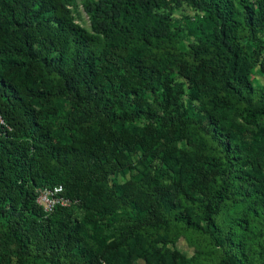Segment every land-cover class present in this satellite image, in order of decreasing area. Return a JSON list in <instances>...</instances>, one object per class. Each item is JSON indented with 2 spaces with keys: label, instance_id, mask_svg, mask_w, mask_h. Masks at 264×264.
<instances>
[{
  "label": "trees",
  "instance_id": "obj_1",
  "mask_svg": "<svg viewBox=\"0 0 264 264\" xmlns=\"http://www.w3.org/2000/svg\"><path fill=\"white\" fill-rule=\"evenodd\" d=\"M80 4L0 0V264H264V0Z\"/></svg>",
  "mask_w": 264,
  "mask_h": 264
},
{
  "label": "built area",
  "instance_id": "obj_2",
  "mask_svg": "<svg viewBox=\"0 0 264 264\" xmlns=\"http://www.w3.org/2000/svg\"><path fill=\"white\" fill-rule=\"evenodd\" d=\"M0 122L3 123L1 116ZM36 202L47 215L52 214L59 206L68 207L71 205V201L64 196V189L62 186L38 191Z\"/></svg>",
  "mask_w": 264,
  "mask_h": 264
},
{
  "label": "rangeland",
  "instance_id": "obj_3",
  "mask_svg": "<svg viewBox=\"0 0 264 264\" xmlns=\"http://www.w3.org/2000/svg\"><path fill=\"white\" fill-rule=\"evenodd\" d=\"M79 1V16H80V19H79V23L81 25H83L85 28L87 29H90V21H89V18L87 16V14L85 13L82 5L80 4V0ZM77 15V14H76ZM186 16H190L192 17L193 16V13L192 11H190L189 9L187 8H183V9H180L178 10L176 13H175V17L177 19H180L181 20V25H184L185 23V17ZM260 80L262 82H264V79H261ZM126 179H128V177H125ZM125 179V180H126ZM123 181V179H122ZM178 249L183 252L184 254H187L188 256H192L193 255V243L192 242H189V241H185L184 239H182L179 244H178Z\"/></svg>",
  "mask_w": 264,
  "mask_h": 264
}]
</instances>
